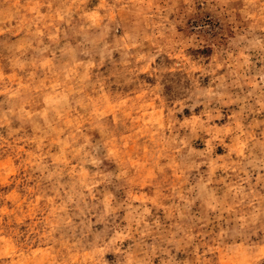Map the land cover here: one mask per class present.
Instances as JSON below:
<instances>
[{"label":"rangeland","instance_id":"obj_1","mask_svg":"<svg viewBox=\"0 0 264 264\" xmlns=\"http://www.w3.org/2000/svg\"><path fill=\"white\" fill-rule=\"evenodd\" d=\"M0 264H264V0H0Z\"/></svg>","mask_w":264,"mask_h":264}]
</instances>
